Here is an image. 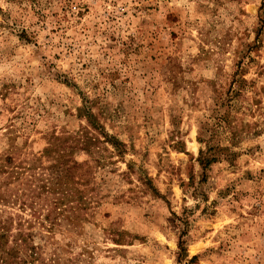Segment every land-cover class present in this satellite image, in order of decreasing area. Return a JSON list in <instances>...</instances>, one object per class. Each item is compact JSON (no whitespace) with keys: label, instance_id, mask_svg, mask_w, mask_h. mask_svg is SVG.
I'll return each instance as SVG.
<instances>
[{"label":"rangeland","instance_id":"obj_1","mask_svg":"<svg viewBox=\"0 0 264 264\" xmlns=\"http://www.w3.org/2000/svg\"><path fill=\"white\" fill-rule=\"evenodd\" d=\"M3 151L79 164L33 264H264V0H0Z\"/></svg>","mask_w":264,"mask_h":264},{"label":"trees","instance_id":"obj_2","mask_svg":"<svg viewBox=\"0 0 264 264\" xmlns=\"http://www.w3.org/2000/svg\"><path fill=\"white\" fill-rule=\"evenodd\" d=\"M86 116L94 126L90 114ZM107 139L115 144L113 138ZM86 144L88 139L84 140L83 148H86ZM210 148L207 146L205 151L200 149L197 156L201 181H205L207 170L216 160L214 153L208 154ZM44 151L48 153L46 148ZM32 166L16 160L9 152L0 153V205L16 204V210L11 213H6L0 206V264H33L37 259L35 246L31 242L34 224L52 231L59 217L66 218L71 224H75L79 218L82 189L76 186L77 181L74 180L79 164L68 163L62 153H57L54 162L47 166L46 177L39 184L35 183L36 176L30 172ZM35 197L39 202L34 200ZM26 208L28 216L23 217L18 211ZM182 235L179 234L177 239V261L184 257L186 250Z\"/></svg>","mask_w":264,"mask_h":264}]
</instances>
